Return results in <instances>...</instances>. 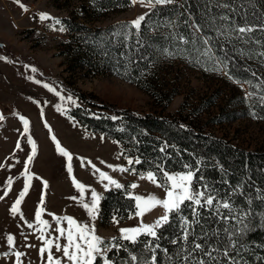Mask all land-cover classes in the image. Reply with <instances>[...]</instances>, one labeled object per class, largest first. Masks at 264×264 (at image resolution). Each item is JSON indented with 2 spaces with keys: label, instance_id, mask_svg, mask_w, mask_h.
Masks as SVG:
<instances>
[{
  "label": "rangeland",
  "instance_id": "374dc122",
  "mask_svg": "<svg viewBox=\"0 0 264 264\" xmlns=\"http://www.w3.org/2000/svg\"><path fill=\"white\" fill-rule=\"evenodd\" d=\"M256 1L264 12V0ZM148 10L141 4L133 5L131 0L126 6L121 3L101 8L93 5L91 0H0V114L4 117L0 120V264H17L15 252L24 254L20 257L22 264H47V252L41 256L39 251L44 244L38 239L41 233L37 230L39 225L35 218L41 207L44 209L42 219L50 225L45 236L54 242L59 238L62 246L66 239L60 237L56 229L67 228L68 224L62 220L58 225L54 216L72 217L80 224L94 225L96 234L105 242L112 241L113 237L120 239L121 228L140 225L141 218L135 216L136 210L123 221L112 216L107 225H101L98 216L92 220L82 201L90 202L93 189L102 198L105 191L115 188L105 189L107 181L100 182L92 165L122 184L129 196L165 198L163 188L140 178V174L146 175L149 171L134 174L129 169L128 159L135 163L136 158L124 155L118 141L85 128L70 115L71 109L88 107V104L64 89L61 81L70 83L79 92L139 113L175 114L183 107V114L188 113L189 119L205 129L231 139L235 144L264 149V113L250 104L248 84L234 78L228 67L222 72L214 70L223 67L218 61L224 60L215 52L210 38L193 28L194 32L185 44H176L174 50H169L156 61L155 73L150 74L141 86L111 73L84 77L78 71L70 75L63 70L65 61L60 50L67 38L64 19L104 27L115 21L131 24ZM41 13L59 19L62 24L53 28L55 19L41 21ZM222 14H225L223 8ZM256 19L263 35L264 15ZM231 26L232 20L228 27H222V36H229L237 54L264 78V56L259 55L264 52V44L254 40L251 34L237 39V34L229 31ZM60 27L65 30L59 31ZM204 38L209 41L207 45L203 43ZM253 83L257 85V82ZM45 84L55 91L44 87ZM57 92L64 97L71 95L76 104L61 100ZM58 106L66 111H58ZM20 116L29 121L27 134ZM230 116L236 118L228 120ZM53 136L72 155L71 173L68 159L57 151ZM29 137L35 141L36 155L27 164L32 180L20 205L21 217L20 214L13 215L11 209L28 183L24 170L32 154ZM108 165L128 168L129 171H114ZM178 172L184 171H169ZM73 177L86 186L83 194L75 187ZM9 178L13 181L11 190ZM44 181H47V188ZM133 183L138 187L131 188ZM162 215L164 209L157 207L145 214L143 223L152 224ZM114 218L119 220L118 224L114 223ZM25 221L34 227L29 228ZM9 235L15 238L14 246L7 242ZM52 253L61 259L62 264H69L55 247ZM97 264L102 261L97 260Z\"/></svg>",
  "mask_w": 264,
  "mask_h": 264
},
{
  "label": "trees",
  "instance_id": "16d2710c",
  "mask_svg": "<svg viewBox=\"0 0 264 264\" xmlns=\"http://www.w3.org/2000/svg\"><path fill=\"white\" fill-rule=\"evenodd\" d=\"M91 1L100 8L121 3L126 6L128 3V0ZM223 1L231 3L235 9H223L232 23L253 26L252 38L264 44V34L261 35L256 22L264 12L257 1ZM215 4L216 0L211 4L208 0H187L184 8L157 6L144 13L145 20L139 30L130 27L127 21H115L102 27L64 19L67 38L60 50L65 61L63 70L70 75L78 71L84 77L111 73L141 86L150 74L155 73L156 61L161 56L174 50L176 44H185L189 40V35L194 32L191 27L193 19L203 25L200 33L210 38L215 52L227 63L228 72L248 84L252 107L264 113V102L260 99L264 96L263 76L237 54L229 36H222L219 19L215 24L206 23L207 17L218 18L222 14V8ZM253 82L260 87H255ZM61 84L88 104V107L71 109L72 117L85 128L118 141L124 155L139 158L141 162L130 165V170L135 169V173L152 171L159 178L161 172L157 165H162L167 172L187 171L184 165H189L192 170L198 169V178L202 177L194 180V189L204 191L203 186L207 185L216 197L211 208L192 206L186 201L181 212L170 214L169 223L157 230L159 239L142 236L135 245L115 240L123 247L107 253L114 264H151L153 252L144 246L145 241L153 247L160 246L155 250V264H185L181 259L184 253L180 252L184 241L179 238L183 232V218L190 222L197 219L193 207L199 213V224L190 229L195 232V242L203 244L206 251L219 249V252L213 251L216 259L211 264H230L229 258H234L238 264H264V149L235 144L231 139L205 129L189 119L188 113L183 114V107L175 114L139 113L79 92L66 81ZM230 117L227 119L236 118ZM224 202L232 205L231 213L228 209L215 207ZM134 205L135 201L125 187L105 191L99 207L100 224H109L112 216L125 220L135 212ZM173 240L177 243H172ZM192 241L193 237H189V249ZM225 250L228 256L222 255ZM129 254L135 255L137 260L131 261ZM193 256L207 260L199 252Z\"/></svg>",
  "mask_w": 264,
  "mask_h": 264
},
{
  "label": "snow or ice",
  "instance_id": "6c2138e0",
  "mask_svg": "<svg viewBox=\"0 0 264 264\" xmlns=\"http://www.w3.org/2000/svg\"><path fill=\"white\" fill-rule=\"evenodd\" d=\"M19 2V0H18ZM214 0H208V3H213ZM131 3L133 5L135 4H141L142 6L149 8V9H155L157 6H168V5H175L178 8H184L185 4L187 3V0H131ZM216 7L228 9L229 11H235L231 3L227 2H220V0H216ZM21 7H24L21 5ZM25 10H27L25 8ZM209 11L211 9L209 8ZM183 13H181L182 15ZM41 21L44 20H50L55 19L53 17H50L47 13H41L40 14ZM219 19L220 21L225 22V25L222 27H228V22L231 20V18L227 14H222L218 18L214 16H210L206 18V23L215 24L216 20ZM145 20V16L141 15L137 19L133 20L131 22L130 27L135 28L136 30H139L141 28L142 22ZM62 21L59 19H55L54 25H52L53 28H55V25H61ZM234 25V22H233ZM191 27L196 32H201L203 25L197 24L193 21L191 24ZM65 29L63 27L59 28V31H64ZM264 30V28H262ZM219 31V29H218ZM230 33L234 32L237 34V39H243L246 35L250 36V34L254 31V28L248 25L245 26H238L234 25L229 28ZM223 34V32H221ZM186 42V41H185ZM248 42V41H245ZM203 43L207 45L209 43L207 38L203 39ZM259 55L264 56V52H261ZM219 64H223V67H216L215 71H224V69L227 68V63L224 61H218ZM35 71V69H33ZM255 75V73H253ZM231 79L232 77L229 76ZM237 83H240V81H236ZM39 83V81H37ZM250 83V82H249ZM264 83V82H262ZM44 87L49 88L50 91H55V89H52L49 85L45 84ZM255 87H260V85H255ZM58 96H60L61 100H67L73 104H76V101L73 99L71 95L64 97L59 92L56 93ZM249 96L252 95V93H248ZM261 101L264 102V96L260 97ZM79 106V105H76ZM58 111H66L63 107L57 108ZM253 115H255L253 113ZM20 120L23 122L24 125V132L27 134L29 132V121L23 117H19ZM4 117L2 114H0V120H3ZM111 119L115 120L117 117H111ZM47 126V125H46ZM52 139L56 142L57 151L62 155L67 157L68 159V171L69 173L72 172V155L69 153L66 149L61 147L58 140H56V137L53 136ZM28 143L32 146V154L28 157L27 163L25 165L24 175L27 178L28 183L25 184L23 191L20 193L19 198L16 200L15 204L13 205L11 211L13 215L20 214L22 217V213L20 211V205L24 200V197L27 195L29 187L31 186V180L32 175L29 173L27 164H30L36 155V144L35 141H33L30 137L28 140ZM17 147L19 148V144H17ZM163 151V149H161ZM141 161L139 158L135 160V163L139 164ZM90 163V162H89ZM128 164H133L132 159H128ZM92 167L95 169V172L99 174V180L101 183H104L107 181V183L104 184L105 189H108L110 186H114L116 189H121L124 186L120 184L117 180L113 179L112 176H110L108 173L100 171V169L96 168L95 165H92ZM108 167L113 168L114 171L119 170L121 172H128V168L120 167L116 168L112 165H108ZM187 171L184 172H178V173H169L163 169L162 165H157V168L160 169L161 176L158 178L157 174L155 172L149 171L147 174H140L141 179H147L148 181L152 182L156 187L163 188L165 191V198L161 199L155 195H149L147 197L141 196V195H135L131 196V198L135 201V216L141 218V223L137 227L132 228H121L119 231L121 233L120 239L129 242L130 244L135 245L139 238L142 236L145 237H151L155 239H159L157 235V230L163 227L164 225L169 223V216L172 213L179 214L181 212V206L185 204V202H191L192 206H199V207H209L211 208L214 205V201L216 200V197L211 194V192L208 190V186L204 185V191H201L199 188L193 187L194 180L196 179H202V177L196 176V170H192V168L189 165H184ZM133 173L135 174V169H132ZM11 178L8 180L9 190H11V184H12ZM73 183L75 187L83 194L86 190V186L73 177ZM44 187L47 188V181H44ZM131 188L135 189L138 187L137 184L133 183L130 185ZM75 199V197H73ZM101 196L98 194L94 189L91 191V200L89 203H83V208L87 211L88 215L92 218V220H95L99 214V206H100ZM203 201V203H202ZM157 207H161L164 209V215L160 216L154 223L152 224H145L143 223V217L146 213L151 212ZM217 209L224 208L228 209L229 213L232 211V205L228 202L224 203H217L215 205ZM44 209L43 207L40 208L35 214L36 223L39 225V228L37 229L41 235L38 237V239H41L43 241L44 247H41L39 249L41 256L44 255L45 252H47V264H62V261L59 257H54L52 253L53 247H55L56 251L61 252L62 256L67 259L69 264H97V258L99 257L102 261V264H114V261L110 260L108 258L107 253L112 251V249H116L119 251L123 246L120 244L115 243L116 238L113 237L112 241L105 243L104 239L96 234L95 226H89L88 224H80L78 223L74 218L72 217H58L54 216V219L56 220L57 224H61L62 220H66L68 227H58L56 229L57 232H59V236L66 239V244L63 246L58 242L59 238L56 239L54 242L53 239L47 238L45 236V233L50 228V225L47 220L42 219V213ZM193 215L197 217V219L193 221H189L186 217L183 218V232L180 240L184 241V244L181 247L180 252H183L184 255L181 257V259L185 262V264H211L213 260L216 259V257L213 256V251L219 252V249H213L212 251H206L205 246L201 243H196V235L194 230H190L192 225L199 224V213L196 211L195 207H193ZM132 218V217H129ZM228 218V217H226ZM25 223H28L25 221ZM114 223H119V220H116L114 218ZM29 228H33L34 225L31 223H28ZM206 235V234H205ZM189 237H193V241L191 244V248H188V241ZM14 237L9 235L7 237V242L10 246H14ZM172 243H177V240H173ZM29 247H32V245H28ZM144 246L148 248L150 251L153 252V257L151 264H155V250L156 248H159V244H156L154 247L153 245L145 241ZM167 252V250H164ZM180 252L177 253V255H180ZM202 253L203 256L207 257V260H205L203 257L196 258L193 256V253ZM24 255L21 252H15V256L17 258V264H22L20 261V257ZM130 255L131 261L135 262L137 260V257L135 255ZM222 255L228 256L227 250H225ZM230 264H238V262L234 258H229Z\"/></svg>",
  "mask_w": 264,
  "mask_h": 264
}]
</instances>
